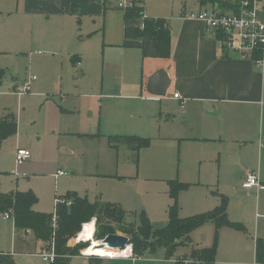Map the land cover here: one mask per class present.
<instances>
[{
    "label": "rangeland",
    "instance_id": "rangeland-1",
    "mask_svg": "<svg viewBox=\"0 0 264 264\" xmlns=\"http://www.w3.org/2000/svg\"><path fill=\"white\" fill-rule=\"evenodd\" d=\"M143 1L147 17L174 28L184 12L199 10L198 0ZM114 4L107 0L105 6L113 10ZM42 6L41 0H0V119L13 115L17 123V133L0 143V194L31 190L38 198L34 209L44 213L54 211L56 199L73 194L89 202L120 204L126 216L115 225V235L125 236L120 228L135 229L141 213L154 229L167 224L172 203L168 182L174 180L187 185L177 196L179 218L211 211L225 196L229 218L252 224L254 191L243 190L237 179L250 169L264 176V150L257 146L260 133L264 135V63L258 68L263 76L260 108L229 114L232 133L224 136L217 111L186 125L180 119L164 121L159 113L149 117L157 110L153 102L133 105L138 77L132 55L108 43L115 35L116 14L62 19L43 13ZM62 33L66 39L48 40ZM71 58L80 59L78 68ZM32 77L30 91L18 97L15 88ZM120 136L147 139L148 145L136 153ZM17 148L30 152L20 165L15 163ZM12 224L0 222V251L9 252ZM210 232L205 226L192 240L209 245ZM231 233L230 228L220 231L216 264H247L229 252ZM176 249L183 251L176 256L179 263L199 264L192 257L200 251L197 245L182 241ZM16 252L11 253L15 264H50L40 251Z\"/></svg>",
    "mask_w": 264,
    "mask_h": 264
},
{
    "label": "crops",
    "instance_id": "crops-1",
    "mask_svg": "<svg viewBox=\"0 0 264 264\" xmlns=\"http://www.w3.org/2000/svg\"><path fill=\"white\" fill-rule=\"evenodd\" d=\"M41 1L43 4V13L54 18H73L74 16L81 18L82 15L90 13L117 15L115 19V35L113 40L108 41V43L113 44V46L117 48H122L123 54L129 52L132 55L134 61L133 68L136 69L135 75L138 77V81L133 88L135 94L131 96L135 100L133 105H138L137 100L153 102L154 105H158L156 112L150 114L149 117L157 118V114L159 113L158 117L163 118L164 121H170L173 123L177 119H180L181 121L178 122H182L183 125H186L191 118L201 116L208 111H217L219 115H222V127L224 129V136H226L234 130V128L229 126L234 124L233 121L228 118V115H232L235 109L249 112L250 110L256 111L260 108V99L263 94V76L261 74L262 71L258 68L262 69V67L255 65L249 59H241L237 55L219 48L214 34L202 22L187 19L185 17V12L182 17L177 18L176 28H174V26L171 27L167 23L170 32L169 57L151 58L143 57L141 50L138 48H126L122 46L124 38L123 12L117 11L118 9L115 7V4L113 10H110L105 6L107 0ZM137 1L141 4L145 14L144 1ZM219 2L220 3L213 4L198 0V12L210 9L218 10L219 12H227L231 6V1L220 0ZM98 5H101L102 8H98ZM147 18L156 19L150 17ZM70 34L72 35V32ZM46 37L48 38V36ZM61 38L66 39V34L62 33L61 37L58 35H52L48 40L55 42ZM71 62H75L77 68L80 66L79 58H71ZM157 72L160 74L151 84H149V79ZM164 86H167L164 95L158 96L156 94L158 93V89ZM137 93H140L142 96L140 95L137 98ZM143 94L146 95L143 96ZM174 94H178V98H174ZM148 97H156L158 100H152ZM223 115L226 116L223 117ZM215 131V124H211L210 133H214ZM262 136L264 137L263 134ZM120 137L117 138L120 139ZM254 139H257L256 136ZM204 140H206V138H204ZM254 141H252V145L255 144ZM257 146L259 148L258 142ZM262 150L263 149L259 148V151ZM249 171L257 173L260 183V188L252 190L254 191V194H250L254 196L252 198L255 211L254 221L252 224H247L246 226L242 224L245 228V232L230 229L232 233L228 241V249L230 253L242 256L247 264H252L255 262L256 240H260L264 244V176L262 173L250 169L242 172L237 181L242 184L245 174ZM118 205L121 206L120 204ZM34 208L35 206H33V210L36 211ZM3 215L4 214L0 215V222L6 220L7 222L13 223L11 218L5 219ZM227 217L232 221L229 218L228 210ZM205 226L206 230L211 231V241L209 245H206V243L201 244L202 242H194L192 240L194 234H196L198 230H202ZM12 228V245L9 247V252L1 250L0 253L8 254L13 257L11 253L17 254L16 251L27 255L32 252L33 254H37L42 249V243L37 241L31 232L20 230V232L17 233V229H15L13 224ZM222 229H220V231ZM213 231L214 227L212 224H205L191 233L190 242L197 245L200 249L208 248L212 244ZM30 236H33V238ZM73 241L74 240L70 241L69 246L74 245ZM17 242L20 243L18 244V247ZM220 248V245H217L216 255L218 254V251L220 252ZM179 250L182 251V249H176L174 254L170 257L165 255V250L163 248H157L152 251L147 250L141 256H134L131 253L130 256L119 258L82 256L81 254H78L69 258L67 264H174L177 261L176 256L183 254L179 253ZM216 263L215 256L214 264Z\"/></svg>",
    "mask_w": 264,
    "mask_h": 264
},
{
    "label": "trees",
    "instance_id": "trees-1",
    "mask_svg": "<svg viewBox=\"0 0 264 264\" xmlns=\"http://www.w3.org/2000/svg\"><path fill=\"white\" fill-rule=\"evenodd\" d=\"M220 0H201V2L220 3ZM143 8L136 6L123 11V43L126 48H138L143 57L167 58L170 52V32L168 24L163 19H143ZM0 71V75H1ZM17 133L16 118L8 115L0 119V143L7 137ZM134 152L148 145V140L139 137H120ZM169 196L172 200L168 206L167 224L154 229L144 213L139 215V225L135 229L120 228V232L127 236L134 256H141L147 250L163 248L165 255L174 254V247L182 241H190L192 232L205 224L214 227L212 244L208 248L200 249L192 257L199 264H214L217 253L218 235L222 228H230L245 232L242 224L232 222L227 217V203L225 196H220L217 207L211 211L196 214L186 218L177 215L178 193L186 189L187 185L171 180L168 182ZM37 197L31 190L0 194V213H10L15 229L31 232L42 248L52 249L56 258L52 264H67L68 259L76 256L85 249L87 243L69 246L80 233L83 224L95 220V234L93 238L102 240L106 235L115 234V225L124 220L126 214L121 206L102 201L89 202L86 198L76 195L56 199L52 213H41L33 210L37 204ZM62 201H69L66 205ZM255 261L264 264V244L260 240L255 242ZM0 264H15L11 256L0 253ZM174 264H181L176 261Z\"/></svg>",
    "mask_w": 264,
    "mask_h": 264
},
{
    "label": "built area",
    "instance_id": "built-area-1",
    "mask_svg": "<svg viewBox=\"0 0 264 264\" xmlns=\"http://www.w3.org/2000/svg\"><path fill=\"white\" fill-rule=\"evenodd\" d=\"M230 8L227 12H219L218 10L210 9L197 13H186L187 19H193L202 22L215 36L219 48L237 55L241 59H249L255 65L262 67L264 63V0H230ZM140 6L137 0H115V7L120 11ZM142 18H147L142 12ZM79 66V63H78ZM35 79L32 77L20 86H17L14 93L21 97L28 93L31 89V82ZM178 98V94L173 95ZM152 100H158L156 97H148ZM258 145L264 150V137L259 135ZM15 163L22 164L30 158V152L26 149L17 148L14 153ZM64 173L58 172V176H64ZM246 191L257 190L260 188L258 175L254 171H249L245 174L241 184ZM67 206L70 202L62 201ZM5 219H10V213H4ZM89 232L90 239L95 234V220L92 219L81 227V231ZM80 231V232H81ZM75 244L88 243L86 238H79L78 235L74 239ZM102 241V240H100ZM91 242V241H90ZM89 247V246H88ZM87 247V248H88ZM132 251L130 250V256ZM82 256H91L80 251ZM45 263L52 264L55 261V254L52 249L42 248L39 252ZM127 257L126 255L115 254L108 258ZM252 264H259L253 262Z\"/></svg>",
    "mask_w": 264,
    "mask_h": 264
},
{
    "label": "bare ground",
    "instance_id": "bare-ground-1",
    "mask_svg": "<svg viewBox=\"0 0 264 264\" xmlns=\"http://www.w3.org/2000/svg\"><path fill=\"white\" fill-rule=\"evenodd\" d=\"M86 230H87V227L85 231H81L78 234V237L86 238L87 241L89 242L91 239H90L89 232H87ZM91 242H90L91 244L89 245V247L88 248L86 247V249L83 250L84 253H86L87 255L98 256V257H112L115 254L126 255V256L130 254L131 248L129 246L126 249L119 251L117 249H110L106 245H102L101 241H98L97 243V241L92 239Z\"/></svg>",
    "mask_w": 264,
    "mask_h": 264
},
{
    "label": "water",
    "instance_id": "water-1",
    "mask_svg": "<svg viewBox=\"0 0 264 264\" xmlns=\"http://www.w3.org/2000/svg\"><path fill=\"white\" fill-rule=\"evenodd\" d=\"M159 74H160L159 72L155 73L149 79L148 83L151 84ZM166 88H167V86L160 87L157 91L158 93H156V94L158 96L164 95ZM101 243H102V245H106L110 249H117L119 251L126 249L130 245L127 237L122 236V235H115V234L106 235L102 239Z\"/></svg>",
    "mask_w": 264,
    "mask_h": 264
}]
</instances>
